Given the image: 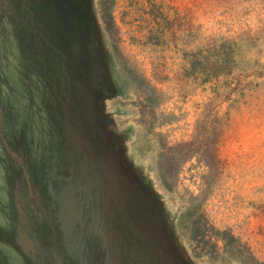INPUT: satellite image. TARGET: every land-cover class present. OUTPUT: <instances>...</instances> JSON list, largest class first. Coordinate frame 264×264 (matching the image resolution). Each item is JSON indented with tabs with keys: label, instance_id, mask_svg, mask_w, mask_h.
Returning <instances> with one entry per match:
<instances>
[{
	"label": "rangeland",
	"instance_id": "rangeland-1",
	"mask_svg": "<svg viewBox=\"0 0 264 264\" xmlns=\"http://www.w3.org/2000/svg\"><path fill=\"white\" fill-rule=\"evenodd\" d=\"M264 264V0H0V264Z\"/></svg>",
	"mask_w": 264,
	"mask_h": 264
},
{
	"label": "trees",
	"instance_id": "trees-1",
	"mask_svg": "<svg viewBox=\"0 0 264 264\" xmlns=\"http://www.w3.org/2000/svg\"><path fill=\"white\" fill-rule=\"evenodd\" d=\"M247 258L248 260H250V262H252V264H263L259 262V260L253 255L252 252L248 253Z\"/></svg>",
	"mask_w": 264,
	"mask_h": 264
}]
</instances>
